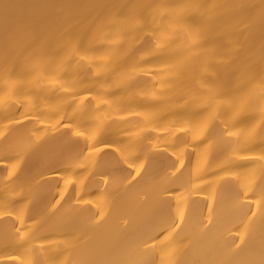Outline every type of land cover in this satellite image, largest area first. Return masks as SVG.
<instances>
[{"label":"bare ground","instance_id":"obj_1","mask_svg":"<svg viewBox=\"0 0 264 264\" xmlns=\"http://www.w3.org/2000/svg\"><path fill=\"white\" fill-rule=\"evenodd\" d=\"M109 2L0 0V83L6 71L16 66L17 51L36 30L59 32L71 26L83 32L91 26V46L103 45L101 52L87 53L82 63L59 70L71 85L68 92L47 81H33L25 85L29 95L21 97L24 106L0 107V264H18L9 260V255L29 264H94L118 259L130 244L168 228L173 221L179 223L180 212L185 219L174 233L179 260L243 264L259 259L264 250V208L258 207L257 201L264 190V161H253L264 151L261 138L249 142L241 137L237 142L235 137H222L225 125L219 121L218 127L202 133L179 129L188 127L192 113L203 106V75L234 74L233 80L239 83L254 68L259 69L264 46L262 0H130L138 4H201L205 27L213 37H224L211 68L205 67L207 57L182 66L187 45L177 30L168 37L165 50L181 54L176 61L166 64L145 56L148 62L135 72L131 67L141 54L129 55L130 48L139 47L151 34L141 31L121 37L113 30L105 39L108 26L101 31L98 18L102 6ZM236 5L257 7L241 11ZM146 15L150 26L159 23ZM94 20L97 23L92 26ZM173 26L179 28L175 18L165 22L166 28ZM121 40L123 47H119ZM156 43L153 39L152 45ZM170 66L176 70L153 75ZM70 92L80 93L75 103ZM66 107L67 117H75L70 129L63 126L67 118L61 121ZM243 107L255 116L251 125L258 124L257 101L250 98ZM30 110L41 115L25 119L23 127L13 122ZM97 124L103 126L96 137L100 151L89 156L85 149L82 158L84 141L75 137L73 130L77 125L91 128ZM37 137L42 143L35 149L30 144ZM131 139L140 141L146 171L139 182L129 186L124 178L131 170L116 166L113 148ZM81 160L87 165L86 172L81 170ZM25 204L30 207L21 225L16 216ZM20 227L29 233L25 248L35 251L26 252L20 246L16 238Z\"/></svg>","mask_w":264,"mask_h":264},{"label":"snow or ice","instance_id":"obj_2","mask_svg":"<svg viewBox=\"0 0 264 264\" xmlns=\"http://www.w3.org/2000/svg\"><path fill=\"white\" fill-rule=\"evenodd\" d=\"M4 7L8 5L5 3ZM103 13L99 19L100 30L103 31L104 25L108 26V33L105 39H108L115 30L116 34L121 37L139 33L141 31L150 33V36H145L144 43L139 47H131L129 55L134 56L137 53L141 54L139 62L131 67V71L135 72L143 63L145 56L159 58L166 64L176 61L177 53H169L166 50L168 47V37L174 35L177 30L183 36L186 42V49L184 51L182 66L194 64L203 57L208 58L206 68L213 67L211 61L215 59L220 47V42L224 37H213L202 21L201 10L203 5L191 3H163V4H138L132 3L130 0H111V2L104 4ZM241 11L245 8L255 10V5H236L234 6ZM261 10V17L264 18V0L259 5ZM152 10L149 13V10ZM150 14L159 20L155 26H150L147 23V15ZM172 18L178 22L179 28L173 26L171 29L165 27V22ZM97 21H93L92 26H95ZM88 31H91V26ZM88 31L77 32L73 27L69 26L63 31L52 32L49 30H36L32 33L22 47L17 51L15 56V65L12 70L6 71V75L0 83V107L9 108L14 103H21L24 106L25 102L21 100L22 96L29 95L24 91L26 83L36 82L43 84L46 81L55 84L57 88H64L66 92L71 87L65 83L63 74H58L60 69L70 68L74 63H82L87 58V53H99L103 50V45L100 47H92L89 41ZM160 33V37H157ZM156 39L155 46L152 45V40ZM86 44L88 46H86ZM135 45V39L133 41ZM119 47H123V40H121ZM261 64L259 69H253L248 78L242 82H235L233 80L234 74H220L212 72L211 74L203 75L201 77V88L205 97L203 106L198 111L192 113V121L188 127H181L180 132H195L199 130L201 133L207 129L218 127V121L225 126L221 131L222 137H235L239 142L241 137L247 138L249 142L254 141L257 137L261 138V144L264 145V46L261 49ZM7 63V57L5 58ZM94 66V65H93ZM174 67H166L161 73H153V75H164L165 72L171 73L175 71ZM73 97L72 103H75V97L79 96V92L68 93ZM250 98L257 101V106L260 109L261 119L258 124L251 125V121L255 116L247 112L243 104ZM68 104L67 107H71ZM67 107L64 109V115L61 116V121L67 118L63 126L66 129L72 127V120L75 117H67ZM59 111V110H58ZM36 115L34 111H27L23 113V119L13 120L14 123L24 126L23 121H31ZM251 125V126H250ZM102 124H97L95 127H88L86 125H77L73 130L75 137H82L84 141V148L81 149V157H85V149L90 156L93 151L99 152L97 148L98 141L96 137L102 132ZM232 129H238L233 131ZM36 132L39 129H35ZM196 139V136H193ZM206 139V137H205ZM204 141L201 140L200 143ZM42 143L41 139L37 137L31 141L30 146L38 149ZM110 146V145H105ZM199 145H193L194 148ZM116 153L114 157L116 166L123 165L130 169L127 176L124 178L131 186L133 182H139L142 179L146 165L141 161V154L143 149L140 141L131 139L127 144L120 148H113ZM240 159H245L241 156ZM264 161V151L253 163ZM22 164V161H20ZM81 170L87 171V165L81 160ZM183 166V161H181ZM223 170V169H222ZM11 176L12 173L10 172ZM201 179L203 177H200ZM261 180L264 181V168L261 171ZM83 183V181H81ZM71 183V181H67ZM79 196V193H77ZM63 198V194H61ZM83 199V197H79ZM85 203H89L85 201ZM257 206L264 208V190L260 192V199L257 201ZM30 205L25 204L16 216L20 224H24V216L29 210ZM249 211L251 207L249 205ZM255 215V213H252ZM101 219L103 214H97ZM35 219V218H33ZM185 216L183 212L179 213V223L173 221L168 228H163L153 235L145 239L134 242L126 248L121 250L120 258L107 260L103 262H94V264H233L232 261L223 260L218 262H209L199 258L190 261H181L177 258V250L174 247L176 236L174 235L176 229H181ZM38 223V221L36 222ZM211 223V221H209ZM178 234V233H176ZM16 238L21 241V247L25 248L28 243L29 233L24 227L16 229ZM243 239V237H241ZM239 247V245H237ZM26 252L35 251V249L25 248ZM158 256V259H157ZM9 260L18 261V264H29L23 258L9 255ZM31 264H38L32 261ZM48 264V262H44ZM54 264V261L52 262ZM243 264H264V250L261 251L259 259H250L243 262Z\"/></svg>","mask_w":264,"mask_h":264}]
</instances>
